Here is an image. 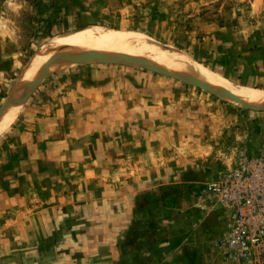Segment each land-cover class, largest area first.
Returning a JSON list of instances; mask_svg holds the SVG:
<instances>
[{
  "label": "rangeland",
  "instance_id": "rangeland-1",
  "mask_svg": "<svg viewBox=\"0 0 264 264\" xmlns=\"http://www.w3.org/2000/svg\"><path fill=\"white\" fill-rule=\"evenodd\" d=\"M88 31L161 44L215 92L264 91V0H0V119L14 106L0 124V264H246L225 253L205 187L262 151L264 102L56 46ZM95 88L102 100L76 99ZM53 102L68 143L56 156Z\"/></svg>",
  "mask_w": 264,
  "mask_h": 264
},
{
  "label": "built area",
  "instance_id": "built-area-1",
  "mask_svg": "<svg viewBox=\"0 0 264 264\" xmlns=\"http://www.w3.org/2000/svg\"><path fill=\"white\" fill-rule=\"evenodd\" d=\"M205 192L218 205L228 257L264 261V148L255 156L244 152L231 167L216 171Z\"/></svg>",
  "mask_w": 264,
  "mask_h": 264
},
{
  "label": "bare ground",
  "instance_id": "bare-ground-1",
  "mask_svg": "<svg viewBox=\"0 0 264 264\" xmlns=\"http://www.w3.org/2000/svg\"><path fill=\"white\" fill-rule=\"evenodd\" d=\"M99 31H88L83 34H80L79 36L71 37L69 39H64L55 43L56 46L60 48L62 52L65 53L66 52L82 53L88 51L95 53H102V52L110 53V51H117L120 54L122 53L130 57L133 56L135 58H141L146 62L152 63V65L154 64L160 67L162 66L167 67L178 73H182L194 77L196 78V80L198 79L197 81H201L207 84L209 87H211L212 90L214 91L216 90L215 86L210 85L204 80L206 76L201 68L189 62L188 61L189 59L186 60L181 55L177 54L175 51L166 48L161 44H157L153 41H149L143 37L134 36V35L117 36L115 34L113 35V34L105 33L104 31L103 32H99ZM134 46H138L140 48L138 49L135 48ZM50 55L40 54V56H38L37 58L43 56H50ZM219 84L220 87L218 88H221V90L223 91L226 90L227 92L232 93L238 99H241L243 101L249 100L259 103L264 102V91L247 90L222 81ZM13 107L8 109L6 114L0 119L1 125H3L5 121H7L8 117L13 112L14 109Z\"/></svg>",
  "mask_w": 264,
  "mask_h": 264
},
{
  "label": "crops",
  "instance_id": "crops-1",
  "mask_svg": "<svg viewBox=\"0 0 264 264\" xmlns=\"http://www.w3.org/2000/svg\"><path fill=\"white\" fill-rule=\"evenodd\" d=\"M91 92L95 93L93 95V97H90V98H94V101H96L98 99L99 100L103 99V95L100 92L98 93V91H96V88L95 89H85L82 92V94L80 93V95L77 98L72 97V96L71 97L73 99L76 98L77 100H79V99H81V97H87V95H89V93H91ZM68 94H70V93H68ZM61 101H63V102L68 101V97L65 96L63 98V100H61ZM53 104H54V109H56L57 108V102H53ZM52 116H53L52 118H50L49 116H46V118H44L47 120L50 119L52 121L51 135L46 134L45 137L50 138V136H52V135H55V134L57 135L55 138H52L51 141L49 142L50 145L48 146V149H50L51 151H47V153L49 155H51L52 152H54V156H56V155H59L62 153V152H60L62 146H65L66 148L68 147L67 140L65 139V138H67V135H64L63 132L61 134H58L63 130V125L66 124V117H63V116H65V112L61 111V113H60V110H57V109L52 111ZM77 123H79V122H77ZM72 131H74V130H72ZM41 140H42V138L39 139V141H41ZM38 145H39V143H38ZM62 157H64V155Z\"/></svg>",
  "mask_w": 264,
  "mask_h": 264
},
{
  "label": "water",
  "instance_id": "water-1",
  "mask_svg": "<svg viewBox=\"0 0 264 264\" xmlns=\"http://www.w3.org/2000/svg\"><path fill=\"white\" fill-rule=\"evenodd\" d=\"M93 55V54H92ZM90 59H92V58H98V59H103V57H102V55H93V56H91L90 55ZM126 62H133V63H141V62H139V61H135V60H131V59H129V58H127L126 60H125ZM146 65H148L149 67H151L152 69H156L155 67H153V65L151 64V63H145ZM156 70H158V69H156ZM189 78H190V80H191V82L193 83V84H195V85H197V86H199V87H202V88H204V89H206V90H208V91H213V92H215L214 90H212L211 89V87H209L207 84H205V83H203V82H201V81H197L195 78H192V77H190L189 76ZM218 94H226V95H229V96H231L232 98H236L237 99V97L235 96V95H233L232 93H230V92H221V91H216ZM215 92V93H216Z\"/></svg>",
  "mask_w": 264,
  "mask_h": 264
}]
</instances>
